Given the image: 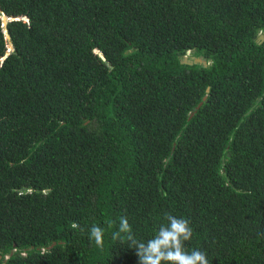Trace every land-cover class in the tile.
Returning a JSON list of instances; mask_svg holds the SVG:
<instances>
[{"label": "trees", "instance_id": "trees-1", "mask_svg": "<svg viewBox=\"0 0 264 264\" xmlns=\"http://www.w3.org/2000/svg\"><path fill=\"white\" fill-rule=\"evenodd\" d=\"M262 31L264 0H0V264H139L119 218L169 212L264 264Z\"/></svg>", "mask_w": 264, "mask_h": 264}, {"label": "clouds", "instance_id": "clouds-1", "mask_svg": "<svg viewBox=\"0 0 264 264\" xmlns=\"http://www.w3.org/2000/svg\"><path fill=\"white\" fill-rule=\"evenodd\" d=\"M164 220L166 223L158 226L152 238L144 241L136 239L127 216H121L112 239L126 241L128 247L136 249L139 264H210L206 252L199 249L189 251L185 247V242L193 236L188 219L169 212L165 214ZM74 227L79 228V225ZM88 237L98 247H102L104 229L93 224L88 229Z\"/></svg>", "mask_w": 264, "mask_h": 264}, {"label": "water", "instance_id": "water-1", "mask_svg": "<svg viewBox=\"0 0 264 264\" xmlns=\"http://www.w3.org/2000/svg\"><path fill=\"white\" fill-rule=\"evenodd\" d=\"M258 38L262 41L264 40V31L260 32L259 35H258ZM183 63H188V64H193L194 62H198V63H203L205 64V62L200 59L199 57H194L193 59H190L188 60L187 56H184L183 57V60H182ZM206 91H208V88H206ZM206 99V96H203L202 97V101H200L197 106H196V109L199 108L202 104V102ZM54 245V243H52L49 247H52Z\"/></svg>", "mask_w": 264, "mask_h": 264}, {"label": "rangeland", "instance_id": "rangeland-1", "mask_svg": "<svg viewBox=\"0 0 264 264\" xmlns=\"http://www.w3.org/2000/svg\"><path fill=\"white\" fill-rule=\"evenodd\" d=\"M187 55H188V58H189V59H192V57H191V56H192V53H191V52H188Z\"/></svg>", "mask_w": 264, "mask_h": 264}]
</instances>
